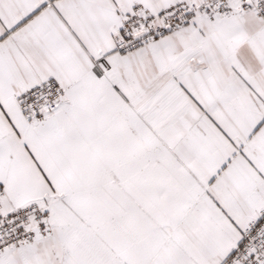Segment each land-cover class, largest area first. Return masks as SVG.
Here are the masks:
<instances>
[{
	"label": "snow or ice",
	"instance_id": "obj_1",
	"mask_svg": "<svg viewBox=\"0 0 264 264\" xmlns=\"http://www.w3.org/2000/svg\"><path fill=\"white\" fill-rule=\"evenodd\" d=\"M0 264H264V0H0Z\"/></svg>",
	"mask_w": 264,
	"mask_h": 264
}]
</instances>
